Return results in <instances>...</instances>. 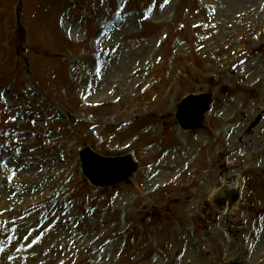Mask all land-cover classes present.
I'll return each mask as SVG.
<instances>
[{
	"label": "rangeland",
	"instance_id": "obj_1",
	"mask_svg": "<svg viewBox=\"0 0 264 264\" xmlns=\"http://www.w3.org/2000/svg\"><path fill=\"white\" fill-rule=\"evenodd\" d=\"M158 2L0 0V264H264V118L249 129L264 108V0L150 10ZM118 8L132 16L102 32ZM100 33L101 50L119 41L145 66L120 89L103 83V95L84 98L75 88ZM189 92L212 93L196 130L175 119ZM86 145L130 153L137 169L95 187L80 170ZM224 178L244 183L228 213L225 193L209 197Z\"/></svg>",
	"mask_w": 264,
	"mask_h": 264
},
{
	"label": "bare ground",
	"instance_id": "obj_2",
	"mask_svg": "<svg viewBox=\"0 0 264 264\" xmlns=\"http://www.w3.org/2000/svg\"><path fill=\"white\" fill-rule=\"evenodd\" d=\"M168 1V0H167ZM167 2H165V0H159L158 4H153L150 6V10H160L162 8H164V6L166 5ZM121 5H124V3H121ZM252 5V4H251ZM250 5H245V8H248ZM132 16V11L130 10H123L121 8H118V10L115 12L114 16H113V20L111 23L105 25L104 29L102 30L105 31V33H110L113 29L116 28L117 25L122 26L124 23L128 22L129 18ZM67 17L64 18V20H66ZM68 28V26H67ZM66 31V30H65ZM105 40V35H103V33H100L99 35H95L92 39L91 42L98 46L99 51L95 54L96 58L92 64L93 68L91 70V72L89 73V75L87 76V78L85 80H82V78H80L81 81H83L82 85L80 87H76V93L79 94L81 97L85 96H91L94 97L97 94H104L103 91H100L98 89H102L104 86L103 83L105 84H111L112 85V90H108V93H112L113 91H116L118 89H120V86L122 84H125L127 82H132L134 80H137V75L142 73V70L144 69L145 66V62L144 61H137L136 59L132 61V57L136 58V53L135 51H132L131 46L128 47L125 51L124 49L119 48L120 47V43L119 41L116 43H113L112 45H109V47L107 48H103L102 50L99 48L98 43H102ZM152 41H147V44H151ZM125 54V56L123 55ZM109 58V60L111 61L107 67L103 68L106 59ZM115 63L114 67H110V65L113 63ZM127 62H131V64L129 66L125 65V63ZM244 60H241L239 63L243 62ZM247 61V60H246ZM102 86V88H101ZM88 101V100H86ZM90 102V101H88ZM92 103L90 102V105ZM89 105V106H90ZM18 110H16L14 112V114L18 117V118H22L25 117L26 114H19L17 111L21 112V108L25 109L26 106L29 107V105H26L25 103H20L18 105ZM26 110V109H25ZM64 113L66 115V117L73 121L75 120L74 115H72L68 110L66 112L62 111L59 108H56V110L54 111V114L59 118L61 116V114ZM29 122V121H27ZM22 124V123H21ZM24 125V124H23ZM16 130V129H14ZM17 131V130H16ZM15 131V132H16ZM13 132V133H15ZM19 132V131H18ZM20 133V132H19ZM16 137H20L18 135H15ZM21 138V137H20ZM19 143V142H17ZM240 143L242 145H245L246 142H244L243 140H240ZM177 150L180 151V148H178ZM172 154L175 155V153H179V151H176V149H172ZM235 151V149L233 150H228L227 151V155H231L233 154V152ZM184 152V151H181ZM184 155V154H182ZM185 157V156H184ZM15 163H18L19 165H22L24 163V159L23 156L20 153H15V155L13 156ZM1 159L3 161H7L10 158L6 155H2ZM58 162L63 164L65 163V158L62 156L60 158H57ZM30 160L28 161V164H30ZM37 166L40 167L41 166V170L43 168H46L44 162H39L37 163ZM13 167H17V168H22L17 166L16 164H13ZM260 167H257V169ZM38 173H40V171H38ZM222 186L226 187V189H224V191H222V188L220 186H218V184H216L215 188H213L210 191V198L213 199L215 196H217V194H222L224 192H227V188H238L239 182L238 181H234L231 183H228L226 179L223 180L222 182ZM263 189V188H262ZM221 192V193H220ZM189 196H187L186 199V203L189 202ZM234 223L235 225H238L237 221L238 218L236 216V214H234ZM259 217H264V207H262V212L259 214ZM238 227L235 228L236 231H238ZM264 243V237H263V241ZM248 250V248L246 249ZM264 251V247L262 249V252ZM261 252V253H262ZM194 264V263H193Z\"/></svg>",
	"mask_w": 264,
	"mask_h": 264
},
{
	"label": "water",
	"instance_id": "obj_3",
	"mask_svg": "<svg viewBox=\"0 0 264 264\" xmlns=\"http://www.w3.org/2000/svg\"><path fill=\"white\" fill-rule=\"evenodd\" d=\"M210 100V93L185 96L177 105L175 115L180 126L185 129L197 128L201 123L203 114L209 108ZM260 120L261 114H258L250 128L256 126ZM79 157L82 173L91 184L100 187L126 181L137 168V163L130 154L108 157L94 152L89 146L79 150ZM237 197L238 194L233 192L230 195V202L233 203Z\"/></svg>",
	"mask_w": 264,
	"mask_h": 264
},
{
	"label": "snow or ice",
	"instance_id": "obj_4",
	"mask_svg": "<svg viewBox=\"0 0 264 264\" xmlns=\"http://www.w3.org/2000/svg\"><path fill=\"white\" fill-rule=\"evenodd\" d=\"M165 2H167V0H165ZM0 95H3V94H0ZM18 152H19V149H17V154H18ZM11 161H10V159H9V163H10ZM13 175H15V173H13Z\"/></svg>",
	"mask_w": 264,
	"mask_h": 264
}]
</instances>
